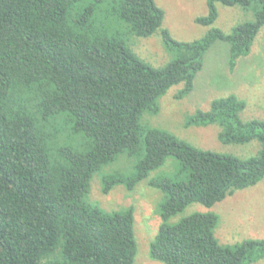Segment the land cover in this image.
Here are the masks:
<instances>
[{
  "label": "trees",
  "instance_id": "16d2710c",
  "mask_svg": "<svg viewBox=\"0 0 264 264\" xmlns=\"http://www.w3.org/2000/svg\"><path fill=\"white\" fill-rule=\"evenodd\" d=\"M86 1L0 0V264H135L133 207L109 212L85 200L94 173L125 152L137 157L135 172L106 177L105 192L116 183L133 188L169 156L186 174L149 181L165 194L163 222L150 244L153 260H264V238L222 244L215 212L170 222L191 203L212 207L264 178V119H244L246 103L232 94L187 120L217 124L226 144L257 140L260 149L249 157L198 148L140 122L145 110L159 111L158 98L173 85L184 84L178 98L193 90L205 53L216 41L229 43L234 70L264 25V0H206L207 14L195 18L198 24L215 23L217 2L245 9L255 4V18L230 33L213 27L192 41H179L162 27L165 11L155 0ZM104 3L105 18L124 31L110 34L99 22ZM158 30L177 54L160 67L142 59L128 39ZM65 134H82L80 148L62 144Z\"/></svg>",
  "mask_w": 264,
  "mask_h": 264
},
{
  "label": "rangeland",
  "instance_id": "374dc122",
  "mask_svg": "<svg viewBox=\"0 0 264 264\" xmlns=\"http://www.w3.org/2000/svg\"><path fill=\"white\" fill-rule=\"evenodd\" d=\"M90 0H87L88 2ZM164 9L162 27L168 28L179 41H192L204 36L211 28L218 27L230 33L239 23L255 18V4L245 9L240 6H227L217 2L218 18L214 24L204 26L195 22V18L207 14L206 0H155ZM99 22L112 34L124 31L125 26L112 21L106 11V3L98 9ZM105 20V22H104ZM124 37L127 39V36ZM133 50L146 62L160 67L176 57V52L166 47L160 30L148 37L134 34L128 36ZM128 42V41H127ZM230 45L226 41H216L205 53L202 69L196 74L194 88L185 97H176L183 83L173 85L157 100L159 111L145 110L140 122L145 127L160 128L192 145L219 153L234 154L241 157L255 155L260 144L257 140L245 144H226L219 140V126L188 125V118L197 109L208 110L211 101L228 95H236L246 103L242 112L244 119H264V25L253 41L248 55L239 58L234 70L229 67ZM66 135V134H65ZM63 135L62 144L80 148L83 135ZM136 156L121 153L115 161L104 165L94 173L90 189L85 200L102 209L113 212L134 209V231L138 250L135 264H165L153 260L149 255L150 244L155 239L163 222L160 205L165 194L153 187L149 181L162 176L184 178L181 163L169 156L165 163L152 170L150 175L139 181L133 188L124 183H116L105 192V178L114 174L132 175L135 172ZM215 212L219 222L215 233L222 244H235L247 238H264V178L254 186L237 190L212 207L199 202L188 205L182 212L170 218L176 222L195 212ZM254 264H264V260Z\"/></svg>",
  "mask_w": 264,
  "mask_h": 264
}]
</instances>
